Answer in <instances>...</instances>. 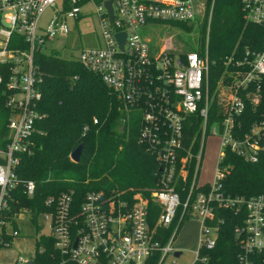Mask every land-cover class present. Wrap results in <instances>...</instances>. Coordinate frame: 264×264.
<instances>
[{
  "label": "built area",
  "instance_id": "2783aa9c",
  "mask_svg": "<svg viewBox=\"0 0 264 264\" xmlns=\"http://www.w3.org/2000/svg\"><path fill=\"white\" fill-rule=\"evenodd\" d=\"M106 1L0 0V93L9 112L7 142L0 148V249L12 248L20 236L16 219L23 213L34 233L35 249L31 256L18 254L11 264H146L154 256L156 264L168 260L177 264L182 254L175 247L180 225L197 219L194 262H204L207 257H201L200 250L215 245L218 225L212 222L220 207L243 214L233 232L241 250L239 264H251L252 253L264 254V195L226 194L222 162L227 151L248 162H256L264 151V118L246 129L240 123L249 89L257 102L254 96L264 77V41L260 50L246 48L238 58L222 57L224 72L211 93V13L202 50L174 52L165 43L154 50L139 32L155 24L189 25L205 14L207 0H110L111 21ZM240 2L246 22L264 26V0ZM92 14L98 20L100 46L80 48L63 58L74 59L97 75L125 111L139 114L138 143L157 163L154 188L143 190L145 198L140 193L130 200L123 192L103 189L88 190L78 200L74 189L62 190L44 199L45 210L36 214L33 224L34 208L20 207L11 214L9 202H17L13 196L17 187L28 198L36 188L33 180L16 174L20 155L32 152L31 139L42 118L38 104L43 76L36 55H50L44 46L67 41L70 34L76 35L72 34L76 23ZM117 33L125 34L122 48ZM215 96L221 109L209 124ZM192 115L199 122L196 133L189 136ZM210 136L218 137L220 150L212 179L201 184L199 170ZM149 202L158 211L153 225Z\"/></svg>",
  "mask_w": 264,
  "mask_h": 264
},
{
  "label": "trees",
  "instance_id": "16d2710c",
  "mask_svg": "<svg viewBox=\"0 0 264 264\" xmlns=\"http://www.w3.org/2000/svg\"><path fill=\"white\" fill-rule=\"evenodd\" d=\"M241 8L240 0H214L208 29V57L214 61L210 67L211 93L224 72L222 57L234 54L238 58L246 48L257 51L263 46L264 26L246 22ZM172 25L182 30L192 29L186 23L173 22ZM206 29L207 21L201 27L200 50L203 49ZM35 64L43 76L38 104L42 118L31 139L32 152L20 155L16 174L20 179L33 180L36 188L33 197L28 198L20 186L17 187L13 192L17 202H9L10 213L20 207H32V223L36 224V214L45 210L44 199L70 188L75 190L78 200L86 191L97 189L109 193L123 192L128 200L140 193L145 198L143 190L154 188L157 163L138 143L139 114L125 111L124 104L110 93L101 79L74 59L39 53ZM252 91L249 89L240 117L243 129L264 118V77L254 96L256 103L252 100ZM220 109L215 96L209 124L217 120L215 115ZM8 114L0 93V148L7 142ZM93 118L98 119L97 124L93 123ZM190 119L193 125L187 130L189 136L196 133L199 122L195 115ZM84 127L88 128L86 132H83ZM116 127H119L118 131ZM79 144L83 145L82 154L78 162H73L70 154ZM222 167L226 194L247 198L264 195V151L256 162L245 161L227 151ZM148 205L153 225L157 209L152 202ZM242 218V213L217 207L212 222L218 225L215 245L210 250H200V256L207 257L204 262L192 264H239L241 250L233 229ZM158 233L162 230L158 229ZM249 259L251 264H264V254L252 253ZM146 264H156V257Z\"/></svg>",
  "mask_w": 264,
  "mask_h": 264
},
{
  "label": "rangeland",
  "instance_id": "374dc122",
  "mask_svg": "<svg viewBox=\"0 0 264 264\" xmlns=\"http://www.w3.org/2000/svg\"><path fill=\"white\" fill-rule=\"evenodd\" d=\"M214 0H207V9L205 14L189 26V30H182L175 25L155 24L143 27L140 29V35L149 41L150 47L154 50L165 43L167 47L174 52H187L190 50H200L202 44L201 27L207 21L209 14L212 13ZM201 11H199L200 15ZM49 15L46 12L44 18ZM70 25L73 22L70 21ZM66 40H55L54 42L44 46L43 51L48 54H56L59 57H67L68 55H75L80 48L100 46V35L98 28V20L94 14L76 23L75 31ZM207 34V29H206ZM206 38V35H205ZM204 38V42H205ZM203 42V46H204ZM202 46V47H203ZM72 48H77L72 49ZM116 131L119 127L115 128ZM220 150L219 139L215 136H210L206 139L202 161L199 170V183L210 181L215 172L218 153ZM90 178V177H89ZM155 221L158 216V211L155 215ZM26 214H19L17 222L19 224L20 236L14 238L12 248L0 249V264H11L18 254L24 256H31L35 249V240L33 231L30 229L25 220ZM200 221L197 219H186L180 225L175 247L182 252L181 256L176 260L177 264H192L195 259V251L197 249V238L199 233ZM165 264H170V260Z\"/></svg>",
  "mask_w": 264,
  "mask_h": 264
},
{
  "label": "water",
  "instance_id": "95a60500",
  "mask_svg": "<svg viewBox=\"0 0 264 264\" xmlns=\"http://www.w3.org/2000/svg\"><path fill=\"white\" fill-rule=\"evenodd\" d=\"M105 5L108 9L109 12V20H112V15H113V11H112V7H111V2L110 0L105 2ZM116 38L118 40V44L120 46V48L123 47V41L125 38V34L124 33H117L116 34ZM82 150H83V145L79 144L70 154V159L73 162H78L80 160L81 154H82ZM177 256L180 254V252H176L175 253Z\"/></svg>",
  "mask_w": 264,
  "mask_h": 264
}]
</instances>
